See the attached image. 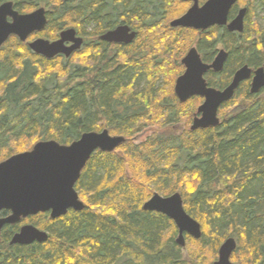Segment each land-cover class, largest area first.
Returning a JSON list of instances; mask_svg holds the SVG:
<instances>
[{"label":"trees","instance_id":"trees-1","mask_svg":"<svg viewBox=\"0 0 264 264\" xmlns=\"http://www.w3.org/2000/svg\"><path fill=\"white\" fill-rule=\"evenodd\" d=\"M7 1L23 14L46 8L47 28L34 39L56 41L75 29L88 41L69 59L47 60L16 36L0 49V163L40 141L71 145L88 132L108 130L126 142L89 160L76 185L85 210L25 220L49 232L48 242L12 246L20 225L6 226L0 264H213L231 237L238 243L235 263L264 264V90L253 95L244 82L219 111L216 128L154 131L137 141L155 126L172 128L186 104L199 100L182 104L174 88L194 43L207 64L220 48L229 54L221 73L205 77L216 89L227 88L243 66L264 65L255 8L264 10V0H241L249 8L243 34L219 26L172 28L192 5L183 0H0V6ZM236 14L235 6L230 19ZM120 25L137 33L132 44L101 40ZM76 56L84 62L75 63ZM155 192L182 194L202 225L201 239L186 236V249L177 245L174 222L143 210Z\"/></svg>","mask_w":264,"mask_h":264},{"label":"water","instance_id":"water-1","mask_svg":"<svg viewBox=\"0 0 264 264\" xmlns=\"http://www.w3.org/2000/svg\"><path fill=\"white\" fill-rule=\"evenodd\" d=\"M192 6L182 17L171 23L172 28L206 31L214 26H226L230 32L244 31L246 9L229 24V16L239 0H207L203 5L200 0H183ZM48 12L45 7L29 14H20L13 2L0 6V49L12 37L27 42L29 37L46 30ZM137 38V33L128 25H120L115 30L101 36L109 44L130 45ZM84 39L75 29L60 33L59 39L50 41L38 38L30 43V49L37 55L53 60L59 56L71 58L80 51ZM228 60L225 50L219 51L212 64L202 60L196 47L189 50L182 60L185 72L175 84V95L185 104L199 97L204 103L198 109L191 131L206 130L220 126L219 111L231 102L241 85L251 81L250 92L260 94L264 90V66L252 69L248 65L236 71L230 85L219 90L210 87L206 75L208 72L221 73ZM126 142L123 136H112L108 130L84 133L71 145H61L55 140L40 141L30 151L10 157L0 163V237L6 226H14L29 217L40 213H50L56 220L70 211L81 212L86 204L81 200L76 185L89 160L97 151L113 153ZM146 212L158 213L171 219L178 228L176 243L186 249V236L199 240L203 235L202 225L184 207L182 194L177 192L169 197L155 194L143 206ZM2 212L10 215L1 217ZM50 235L34 225L23 226L14 235L10 245L30 246L44 244ZM238 248L235 238H228L219 249L218 260L213 264H237L232 256Z\"/></svg>","mask_w":264,"mask_h":264},{"label":"rangeland","instance_id":"rangeland-1","mask_svg":"<svg viewBox=\"0 0 264 264\" xmlns=\"http://www.w3.org/2000/svg\"><path fill=\"white\" fill-rule=\"evenodd\" d=\"M44 6V5H43ZM255 8H256V12H257V15H258V17H259V23L264 27V10H262V8H260L259 7V4H257L256 6H255ZM41 37H43L42 35H41ZM43 38H45V37H43ZM83 39H84V44L88 41L86 38H84L83 37ZM83 47H84V45H83ZM82 47V48H83ZM187 46H186V44H182V45H178L177 46V56L178 55H180V53L182 52V50H184L185 48H186ZM192 47H195V43H194V45L192 46ZM191 47V48H192ZM191 48H189V50L191 49ZM188 50V51H189ZM188 53V52H187ZM83 56V55H82ZM76 62H78V63H82V62H84L83 61V57H79V56H76L75 57V63ZM184 72H185V70H184ZM184 72H183V74H184ZM182 74V75H183ZM145 84V83H144ZM174 88H175V85H174ZM219 90H221V89H219ZM204 103V99L202 98V100L199 98V100H196L195 102H188V104H186V106L184 107V109H183V114H182V116H181V122H179L178 124H176L175 126H172V128H166V129H162L161 127H158V126H155V127H153L152 129H149V130H147V131H145V132H143L142 133V135L139 137V138H137L138 140V142H140L141 140H143V139H147L149 136H151L153 133H154V131H156V132H158L159 134H163V133H171V134H176V135H179V134H182L185 130H187V129H190L191 128V126H192V124H193V121H194V118H195V116L197 115V113H198V109L201 107V105ZM221 118V117H220ZM221 120H222V118H221ZM170 131V132H169ZM112 136H119V135H112ZM30 151V150H29ZM156 193V192H155ZM158 194H160L159 192H157ZM80 195V194H79ZM161 196H163V197H166V196H164L163 194H160ZM81 198V197H80ZM82 201H84V199H81ZM39 228V227H38ZM40 229V228H39ZM42 230V229H41ZM47 232V231H46ZM178 238V234H177V236H176V239ZM187 239H186V246H187ZM218 254H219V252L217 253V256H216V259L218 260ZM212 258H214L213 256H212ZM217 260H215L214 262H216ZM234 263H235V260H232ZM213 262V263H214Z\"/></svg>","mask_w":264,"mask_h":264},{"label":"flooded vegetation","instance_id":"flooded-vegetation-1","mask_svg":"<svg viewBox=\"0 0 264 264\" xmlns=\"http://www.w3.org/2000/svg\"><path fill=\"white\" fill-rule=\"evenodd\" d=\"M7 2H13V1H7ZM6 3V2H5ZM14 3V2H13ZM4 4V3H3ZM202 5L204 4V3H201ZM14 6H15V3H14ZM192 6V5H191ZM236 7H237V14H236V16L234 17V18H236L237 16H238V14H239V12L242 10V9H246L247 10V13H246V16H245V23H244V25H245V28H246V21H247V15H248V10H249V8H247V7H245V6H243V4H242V1L241 0H239L238 1V3L235 5ZM235 6H234V8H235ZM15 10H16V8H15ZM16 11H18V10H16ZM19 12V11H18ZM20 13V12H19ZM257 13V12H256ZM20 14H23V13H20ZM230 14H231V12H230ZM258 16V15H257ZM233 18V19H234ZM233 19H230V16H229V21H232ZM259 19V18H258ZM258 22V21H257ZM245 32V31H244ZM244 32H242V33H239V32H236L237 34H243ZM13 37V36H12ZM34 37V35H32L31 37H29V39L27 40V42H25V43H27L28 44V46L30 45V43H32V42H34L36 39H34L33 38ZM18 38V37H17ZM19 39V38H18ZM38 39V38H37ZM20 40V39H19ZM5 45V44H4ZM3 45V46H4ZM30 48V47H29ZM221 50H225L226 52H227V50L226 49H224V48H220L219 50H218V53H219V51H221ZM33 52V51H32ZM34 53V52H33ZM228 53V52H227ZM218 55V54H217ZM216 55V56H217ZM228 57H229V54H228ZM264 65H262V66H260V67H258V68H254V70H256V69H259V68H261V67H263ZM253 68V67H252ZM251 82V81H250ZM117 151V150H116ZM116 151H114V152H116ZM156 193H154L153 194V196L155 195ZM158 194V193H157ZM175 194V193H174ZM173 195V194H172ZM152 196V197H153ZM151 197V198H152ZM169 197V196H168ZM150 198V199H151ZM149 199V200H150ZM148 200V201H149ZM184 200V199H183ZM147 201V202H148ZM144 206V205H143ZM185 207V206H184ZM186 210V209H185ZM188 213V212H187ZM3 213H1V217H7L8 215H10L9 213H8V215H2ZM40 214H43V213H40ZM39 214V215H40ZM49 215H50V213H48ZM189 214V213H188ZM37 216V215H36ZM32 217H34V216H32ZM32 217H29V218H32ZM51 217V216H50ZM28 218V219H29ZM194 218V217H193ZM28 219H25V220H28ZM25 220H23L21 223H19V224H16V225H20V230H21V228L23 227V226H26V225H33V224H31V223H25ZM175 224V223H174ZM15 225V226H16ZM35 226V225H34ZM35 227H37V226H35ZM38 228V227H37ZM39 229V228H38ZM20 230L17 232V233H19L20 232ZM41 230V229H40ZM42 231H45V230H42ZM16 233V234H17ZM47 233H49V232H47ZM15 234V235H16ZM50 235V234H49ZM14 237V236H13ZM35 244H39V243H35ZM34 244V245H35ZM20 246V245H19Z\"/></svg>","mask_w":264,"mask_h":264},{"label":"bare ground","instance_id":"bare-ground-1","mask_svg":"<svg viewBox=\"0 0 264 264\" xmlns=\"http://www.w3.org/2000/svg\"><path fill=\"white\" fill-rule=\"evenodd\" d=\"M230 22H231V21H229V24H230ZM219 27H220V26H219ZM224 27H226V26H224ZM226 28H227V27H226ZM244 29H245V25H244ZM227 30H228V28H227ZM206 31H207V30H206ZM228 31H229V30H228ZM200 32H202V31H200ZM229 32H230V31H229ZM243 32H244V31H243ZM231 33H236V32H231ZM216 57H217V56H216ZM202 60H203V59H202ZM214 60H215V59H214ZM213 62H214V61H213ZM213 62H212V63H213ZM212 63H211V64H212Z\"/></svg>","mask_w":264,"mask_h":264}]
</instances>
